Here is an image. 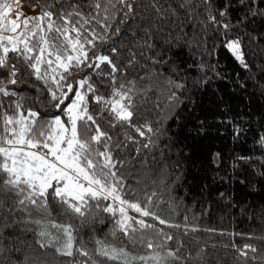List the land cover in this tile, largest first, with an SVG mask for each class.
<instances>
[{
    "label": "snow or ice",
    "instance_id": "6c2138e0",
    "mask_svg": "<svg viewBox=\"0 0 264 264\" xmlns=\"http://www.w3.org/2000/svg\"><path fill=\"white\" fill-rule=\"evenodd\" d=\"M21 2L0 0V194L13 203L6 209L7 215L0 216L5 221L0 227H7V217L25 213L28 222L38 229L37 244L45 250L42 255L51 249L69 258L67 264H201L207 246H200L195 254H181L184 242L171 248L176 236L165 228L177 229L185 236L216 230L189 224L187 215L182 224L162 217L155 210V191L139 199L126 183L123 170L129 166L134 169L142 150L157 148L166 131L162 127L167 118L164 106L152 101L149 110H158L155 120L138 122V102L147 103L149 93H156L153 82L162 79L167 85L168 107L182 103L187 85L173 77H179L185 69L170 62L163 49L199 47L197 31L214 33L220 46L248 69L243 37L232 33L258 16L264 21V0H172L166 7L159 0H151L149 7L157 19L180 20L181 13L185 17L177 25L178 31L169 32L159 49L154 41L156 33L148 25L138 29L143 35L129 33L131 46L123 43L120 27L113 31L118 17L123 25L136 22L137 0H37L41 10L35 16H25ZM13 4L17 5L15 9ZM12 13L15 18H10ZM186 27L193 29L191 37ZM138 55L145 60L143 74L137 72L129 78L128 69H135ZM11 59L22 63L26 71L9 63ZM161 67L170 75L165 76ZM186 67L190 70L193 64ZM195 68L204 72L206 66L198 61ZM25 75L42 85L37 89V104H51L54 111L42 113L24 107L23 97L14 86L22 83ZM259 142L264 147V136ZM129 151L135 155L122 159ZM50 200L81 224L93 210L107 214L112 222L111 235L122 233L133 247L146 250V254H133L125 246L102 240L96 241L94 253L89 251L77 242V227L52 218ZM4 207L0 200V209ZM33 211L41 218L32 219ZM130 211L137 215H130ZM245 238L264 242V236L248 234ZM231 248L241 264L249 260L264 264L256 255H249L257 252L254 244L238 246L233 242Z\"/></svg>",
    "mask_w": 264,
    "mask_h": 264
},
{
    "label": "trees",
    "instance_id": "16d2710c",
    "mask_svg": "<svg viewBox=\"0 0 264 264\" xmlns=\"http://www.w3.org/2000/svg\"><path fill=\"white\" fill-rule=\"evenodd\" d=\"M44 2L40 0V3ZM73 2L86 3L87 0ZM159 2L166 7L172 0ZM21 3L30 9L41 10L37 0H22ZM150 3L151 0H137L136 22L123 25L118 17L113 26V31L115 27L122 29L123 43L128 46L132 45L129 33L137 31L138 35H143L138 29L148 25L156 33L154 41L159 49L165 44L167 34L178 31L177 25L185 19L183 13L176 21L171 17L163 21L157 19L155 11L149 7ZM59 7L61 5H57ZM196 24L198 26L199 21ZM185 31L189 37L193 35L191 27H186ZM195 35L199 47L185 45L168 51L166 46L163 49L170 62L174 61L178 67L185 69L179 77H173L187 85V90L181 96L182 103L168 107L167 85L162 79L153 82L156 93H149L151 99L147 103L138 102V122L143 119L155 120L158 110L154 107L149 110L152 101L164 106L167 118L162 127L166 131L157 148L151 152L142 150L143 155L138 162H134V169L129 166L123 170L126 183L139 199H143L145 193L155 191L158 197L155 210L162 217L182 224L183 216L187 215L189 224L200 229L216 230L215 233L189 232L185 236L177 229L165 228L166 232L176 236V240L170 244L171 248L175 249L180 241L184 242L181 254L187 251L195 254L200 246H207V255L201 264H241L231 244L235 242L243 246L251 243L257 247V252L249 255H256L264 261V242L245 238L248 234L264 236V147L259 142L260 137L264 136V87L259 86L264 85V21L258 16L247 27L241 26L238 32L232 33L233 36L243 37L248 69L220 46L219 37L211 31H197ZM97 47L102 45L98 44ZM137 60L135 69H128L129 78L137 72L143 74L141 66L145 60L139 55ZM198 61H203L206 66L204 72L195 68ZM9 63L16 64L22 72L26 71L23 64L15 59ZM188 64H193V68L188 70ZM160 71L165 76L170 75L164 67ZM93 79L97 78L93 76ZM201 80L207 82L198 83ZM14 87L23 97L25 108H35L42 113L45 110L54 111L51 104H37V89H42V85L34 78L25 75L22 83ZM101 91L104 89L101 88ZM134 155V151H129L121 158ZM0 200L5 205L0 209V216H6V209L13 207V203L3 194H0ZM49 204L52 218L77 227V242L86 245L89 251L95 252L94 241L98 239L117 247L125 246L133 254H146V250L133 247L122 233L111 235L112 222L107 214H97L93 210L81 224L71 213L62 212L61 205L51 200ZM129 214L137 215L131 211ZM31 218L41 217L33 211ZM25 221H28L26 214L18 212L15 218L7 217L6 228L0 227V262L67 264L69 258L58 256L51 249L47 250V255H42L45 250L39 248L38 240L33 235L15 234L16 227ZM4 222L0 220V224ZM247 264H252V261L249 260Z\"/></svg>",
    "mask_w": 264,
    "mask_h": 264
},
{
    "label": "rangeland",
    "instance_id": "374dc122",
    "mask_svg": "<svg viewBox=\"0 0 264 264\" xmlns=\"http://www.w3.org/2000/svg\"><path fill=\"white\" fill-rule=\"evenodd\" d=\"M12 6H13L14 9L17 7L16 4H13ZM20 8L22 9V11H23L25 16H27V15L35 16L36 14H38V11L28 8L23 3H21ZM10 18H15V13H12ZM14 231H15L16 235L31 234L34 237H36L37 240L39 239V236L37 234L38 233V229H37L36 225L31 223V222H28V221H25V222L19 224ZM97 240L98 239H96L94 241L95 247H96V241Z\"/></svg>",
    "mask_w": 264,
    "mask_h": 264
},
{
    "label": "crops",
    "instance_id": "0c3cea01",
    "mask_svg": "<svg viewBox=\"0 0 264 264\" xmlns=\"http://www.w3.org/2000/svg\"><path fill=\"white\" fill-rule=\"evenodd\" d=\"M36 11H38V13H39V10H36Z\"/></svg>",
    "mask_w": 264,
    "mask_h": 264
}]
</instances>
